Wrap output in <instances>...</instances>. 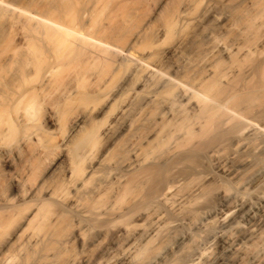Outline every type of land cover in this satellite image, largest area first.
<instances>
[{
  "label": "bare ground",
  "instance_id": "obj_1",
  "mask_svg": "<svg viewBox=\"0 0 264 264\" xmlns=\"http://www.w3.org/2000/svg\"><path fill=\"white\" fill-rule=\"evenodd\" d=\"M0 264H264V0H0Z\"/></svg>",
  "mask_w": 264,
  "mask_h": 264
}]
</instances>
